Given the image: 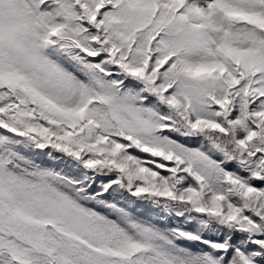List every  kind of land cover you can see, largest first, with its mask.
I'll list each match as a JSON object with an SVG mask.
<instances>
[{"label":"snow or ice","instance_id":"obj_1","mask_svg":"<svg viewBox=\"0 0 264 264\" xmlns=\"http://www.w3.org/2000/svg\"><path fill=\"white\" fill-rule=\"evenodd\" d=\"M0 264H264V0H0Z\"/></svg>","mask_w":264,"mask_h":264}]
</instances>
